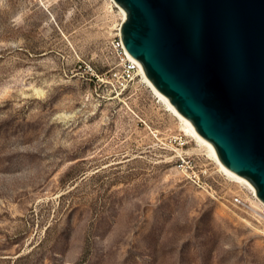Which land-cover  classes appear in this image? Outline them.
<instances>
[{"label": "rangeland", "instance_id": "rangeland-1", "mask_svg": "<svg viewBox=\"0 0 264 264\" xmlns=\"http://www.w3.org/2000/svg\"><path fill=\"white\" fill-rule=\"evenodd\" d=\"M121 23L110 0H0V264H264L251 192L123 79Z\"/></svg>", "mask_w": 264, "mask_h": 264}, {"label": "water", "instance_id": "water-1", "mask_svg": "<svg viewBox=\"0 0 264 264\" xmlns=\"http://www.w3.org/2000/svg\"><path fill=\"white\" fill-rule=\"evenodd\" d=\"M156 88L264 202V0H114Z\"/></svg>", "mask_w": 264, "mask_h": 264}, {"label": "bare ground", "instance_id": "bare-ground-1", "mask_svg": "<svg viewBox=\"0 0 264 264\" xmlns=\"http://www.w3.org/2000/svg\"><path fill=\"white\" fill-rule=\"evenodd\" d=\"M112 4L119 9L121 16H122V22L126 19V14L123 12V10L114 2V0H110ZM117 29L118 35L122 38V23L118 26ZM130 58V57H129ZM132 59V58H131ZM133 60V59H132ZM135 61V60H134ZM138 64L139 71L138 75L142 78L143 82L147 85V87L151 90V92L154 94V96L159 100V102L166 107V109L179 120L181 124V128L183 131L188 134L190 137L193 138V140L197 143V145L200 147L199 151H205L209 158L218 166L219 171L227 177L232 183L239 184L246 189H248L252 196L255 198V201H252L254 206L256 208H260L261 205L264 206V202L258 197L256 189L246 180L243 178L237 176L235 173H233L231 170H229L226 165L222 162L220 159L215 147L208 143L196 130V128L187 121L184 117H182L175 106L170 102L168 98H166L153 84V82L148 78L144 68L142 65L135 61ZM142 82V81H141ZM197 146V147H198Z\"/></svg>", "mask_w": 264, "mask_h": 264}, {"label": "built area", "instance_id": "built-area-1", "mask_svg": "<svg viewBox=\"0 0 264 264\" xmlns=\"http://www.w3.org/2000/svg\"><path fill=\"white\" fill-rule=\"evenodd\" d=\"M112 50L117 58V61L119 62V65L122 67V77L125 81H131V80H134L135 78H141L138 75V71H139L138 64L134 60L129 58V56L127 55V52H126L121 36L118 35V37L112 42ZM112 76L116 77L117 74L114 73L112 74ZM98 79L100 81L104 80L103 76L102 78H98ZM180 160H181V165H180L181 168L191 169V166H190L191 161L189 160L188 157L180 156ZM196 180H197L198 185L202 184L201 178L199 176H196ZM233 206L239 209H243V210L245 208L255 213L257 217L256 218L257 223L259 224V227L261 228V231L264 234V206L263 205H261L260 209L257 210V208L252 207L251 202L247 203L241 197L236 196L233 200Z\"/></svg>", "mask_w": 264, "mask_h": 264}]
</instances>
